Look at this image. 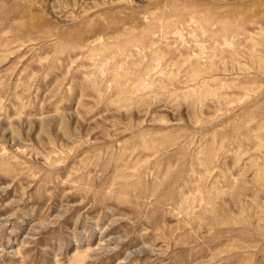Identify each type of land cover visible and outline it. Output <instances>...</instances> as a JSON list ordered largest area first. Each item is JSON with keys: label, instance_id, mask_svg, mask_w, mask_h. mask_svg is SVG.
Masks as SVG:
<instances>
[{"label": "rangeland", "instance_id": "1", "mask_svg": "<svg viewBox=\"0 0 264 264\" xmlns=\"http://www.w3.org/2000/svg\"><path fill=\"white\" fill-rule=\"evenodd\" d=\"M0 264H264V0H0Z\"/></svg>", "mask_w": 264, "mask_h": 264}]
</instances>
